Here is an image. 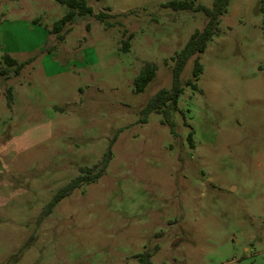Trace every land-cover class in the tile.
<instances>
[{
    "label": "rangeland",
    "instance_id": "rangeland-1",
    "mask_svg": "<svg viewBox=\"0 0 264 264\" xmlns=\"http://www.w3.org/2000/svg\"><path fill=\"white\" fill-rule=\"evenodd\" d=\"M168 1L87 0L93 14H77L59 40L50 30L67 6L0 0V66L3 53L31 59L0 76V264H138L144 251L151 264H264L263 0H229L198 54L196 88V56L187 61L174 133L140 110L171 87L172 57L205 16ZM146 62L156 74L136 92ZM110 143L103 175L39 220Z\"/></svg>",
    "mask_w": 264,
    "mask_h": 264
},
{
    "label": "trees",
    "instance_id": "trees-1",
    "mask_svg": "<svg viewBox=\"0 0 264 264\" xmlns=\"http://www.w3.org/2000/svg\"><path fill=\"white\" fill-rule=\"evenodd\" d=\"M60 4L69 8L61 18L53 22L51 32L56 34L57 39L62 40L63 35L60 34L62 29L71 24L75 16L93 14V9L87 4V0H56ZM229 0H212L211 6L203 4H195L191 0H170L164 4L165 7L173 10H186L193 12H201L205 16V22L201 29H196L189 37L183 48L177 52L173 57L172 67V84L170 88H161L154 95H152L146 104L140 110V120L146 122L149 114L157 113L162 116V121L165 123L170 132H175V121L172 118L173 111L177 109L178 99L183 92V86L180 81V74L184 69L187 61L193 57L194 67L192 76L188 79L187 84H191L193 88H196V81L199 78V74L202 72L203 66L199 61L198 54L204 52L209 41L214 35H218L220 17L226 12ZM261 11L264 12V0L261 3ZM95 17L103 21L109 17V14L103 11L95 14ZM262 33L264 38V17L262 21ZM132 34H129L126 39L122 41V49L126 52L130 47V39ZM2 62L5 66H0V76L8 78L10 73L17 76L21 72L22 68L31 62L30 60L18 61L8 53H3ZM156 74L155 66L146 62L142 65L138 75L134 78V85L136 92H142L147 84L154 78ZM7 104L11 105L12 94L10 88H7ZM191 133L188 135V140L192 145ZM111 143L108 149L102 155L99 163L92 165L91 167H81L80 174L72 178L65 185L61 186L46 203L42 209L39 220L49 215L53 207L60 202L63 198L70 195L75 189L79 188L85 183L96 182L104 173L110 159H111ZM151 252L144 251L138 256V264H151Z\"/></svg>",
    "mask_w": 264,
    "mask_h": 264
},
{
    "label": "crops",
    "instance_id": "crops-1",
    "mask_svg": "<svg viewBox=\"0 0 264 264\" xmlns=\"http://www.w3.org/2000/svg\"><path fill=\"white\" fill-rule=\"evenodd\" d=\"M31 23H32V21H31ZM35 46H32V50H34L35 48H34ZM38 48H40V46L38 47ZM0 49L2 50L3 49V45H1L0 46ZM29 49H31V48H29ZM41 49V48H40ZM22 50H25V48H23ZM21 61H24V60H21ZM3 77V76H2ZM11 93H12V90H11ZM15 99V97L13 96V94H12V102H11V105H13V100ZM15 101V100H14Z\"/></svg>",
    "mask_w": 264,
    "mask_h": 264
}]
</instances>
